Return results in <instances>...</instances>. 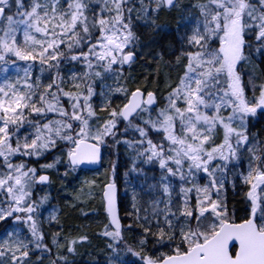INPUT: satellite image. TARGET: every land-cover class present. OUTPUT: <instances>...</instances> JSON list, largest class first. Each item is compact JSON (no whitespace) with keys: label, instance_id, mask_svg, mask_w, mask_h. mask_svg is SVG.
Here are the masks:
<instances>
[{"label":"snow or ice","instance_id":"obj_1","mask_svg":"<svg viewBox=\"0 0 264 264\" xmlns=\"http://www.w3.org/2000/svg\"><path fill=\"white\" fill-rule=\"evenodd\" d=\"M173 11L171 28L160 14ZM257 54L264 0H0V264H76L89 237L44 215L47 172L75 179L120 145L123 179L109 161L79 189L100 197L103 264H264V137L251 131L264 69L242 73ZM138 61L157 65L143 83L124 71ZM161 64L176 71L163 90Z\"/></svg>","mask_w":264,"mask_h":264},{"label":"trees","instance_id":"obj_2","mask_svg":"<svg viewBox=\"0 0 264 264\" xmlns=\"http://www.w3.org/2000/svg\"><path fill=\"white\" fill-rule=\"evenodd\" d=\"M177 18L178 17L175 11L171 13L162 12L160 14V22L169 24L171 28L175 27ZM141 31L147 32L146 29H142ZM165 38L169 40L174 39L175 33L169 32ZM164 59L165 61H167L170 59V57L165 55ZM156 67L157 65L155 63L142 64V62L138 61L134 63L131 68H128L126 66L124 71L126 75L130 72L132 76L136 77L139 83H143L144 75L153 72ZM253 69L256 75L261 74V70L264 69V56L257 54L252 58L250 63L242 66V73L244 74L245 81L248 79L247 72ZM160 72L161 78L159 87L162 90L164 73H171V75L174 77L176 75V71L171 68H165L163 64H161ZM149 79L152 80V77L149 76ZM153 84H155V81H153ZM162 102L163 101H161V103ZM253 123H255V127L252 128L251 131H260L262 137H264V119L259 120L258 123L254 120ZM129 138H131V134L129 135ZM106 151L108 152V150H105V153ZM116 153H118V155ZM131 154L132 153L130 152V150H126L123 145L114 147L112 148V154H108V156L104 157L102 167L108 169L109 161L116 163L118 165V175L122 180V174L125 171L126 166L130 164L129 156ZM50 161L51 156H48L47 159L40 160V163L43 164ZM59 171H64L63 165L59 166ZM81 172L91 173L90 171L86 170H83ZM48 173L50 174L53 183L51 188L49 189V192L51 193V199L47 206H49V208L54 205H57L59 207L58 219L60 224L63 225L62 235L77 237L79 235L87 234L89 237V243L78 244L76 246V254L70 255L69 259L75 260L76 264H90L93 259L99 260L101 261V264H103L105 260V254L107 252V249L105 248L106 241L105 239L101 238L98 233L102 232L104 224L107 223V219L102 207L100 205L96 207H85L80 204L76 205L75 207H71L69 202L66 200V196L63 194V190L61 188V178L57 176L55 171H49ZM122 187L123 185L121 184V188ZM226 196L229 207L232 208L234 206L236 209V214L238 216L243 215L241 211L244 206L242 203L243 195L239 187L237 188L236 194L234 195L231 186H227ZM82 213H87V215H83ZM124 223L127 224L128 221H124ZM4 226L5 225L3 224V222H0V232L3 231ZM44 229L46 232L58 230L55 224H53L51 228L49 227V225H44ZM125 235L127 236L130 234L126 233ZM64 254L67 255V253ZM37 255H39V253H37ZM35 259L36 256H33V260ZM44 264H48L47 258L44 260Z\"/></svg>","mask_w":264,"mask_h":264},{"label":"rangeland","instance_id":"obj_3","mask_svg":"<svg viewBox=\"0 0 264 264\" xmlns=\"http://www.w3.org/2000/svg\"><path fill=\"white\" fill-rule=\"evenodd\" d=\"M175 77V76H174ZM165 87L164 83H163V88ZM105 156H108V152L106 151ZM52 159V157H51ZM105 167H102L101 169L95 171V172H91V173H84L81 172L79 169L77 170L76 173H74L73 175H75V179L72 178V176H69L67 179H64L62 181V190H63V194L66 196V200L69 202V204L71 205V207H75L76 205H82L85 207H96V206H101V202H100V197L97 194L95 197H89L87 194V188L85 186L84 188V192L83 193H79V189L82 186V181L84 180H92V179H96L97 182H101L103 180V174L105 173ZM48 173V172H47ZM62 173V172H61ZM63 185H67V187H63ZM50 189V188H49ZM49 189H47V191H49ZM98 192V190H97ZM79 194V200L78 201H74L73 197ZM75 205V206H72ZM53 209L56 210V214L58 216L59 214V207L57 205H54L52 207L49 208V206L45 205L44 206V215L47 216L49 211H52ZM44 225H48L47 222H45Z\"/></svg>","mask_w":264,"mask_h":264},{"label":"water","instance_id":"obj_4","mask_svg":"<svg viewBox=\"0 0 264 264\" xmlns=\"http://www.w3.org/2000/svg\"><path fill=\"white\" fill-rule=\"evenodd\" d=\"M104 160V159H103ZM102 163L103 161L101 162V164L99 165H96V164H92V165H89V164H85V165H82L81 167L85 170H89V171H96L98 169H100V167L102 166ZM48 174V173H47ZM50 176V174H48Z\"/></svg>","mask_w":264,"mask_h":264}]
</instances>
